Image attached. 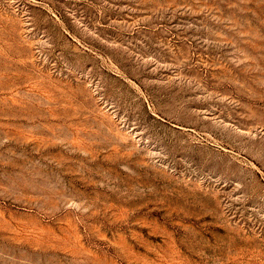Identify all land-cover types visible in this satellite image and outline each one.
<instances>
[{"label":"rangeland","instance_id":"obj_1","mask_svg":"<svg viewBox=\"0 0 264 264\" xmlns=\"http://www.w3.org/2000/svg\"><path fill=\"white\" fill-rule=\"evenodd\" d=\"M0 264H264V0H0Z\"/></svg>","mask_w":264,"mask_h":264}]
</instances>
